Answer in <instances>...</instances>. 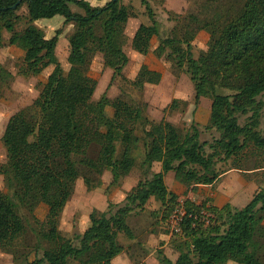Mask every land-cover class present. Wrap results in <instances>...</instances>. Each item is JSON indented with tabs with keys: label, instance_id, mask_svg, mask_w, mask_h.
Instances as JSON below:
<instances>
[{
	"label": "trees",
	"instance_id": "trees-1",
	"mask_svg": "<svg viewBox=\"0 0 264 264\" xmlns=\"http://www.w3.org/2000/svg\"><path fill=\"white\" fill-rule=\"evenodd\" d=\"M17 1L0 0V44L4 30L9 33L8 44L23 51V75L52 66L36 98L10 115L0 136L5 150L0 174L11 188L10 194L0 191V249L12 252L16 247L22 233L17 227L19 209L29 199L47 206L44 220L31 215L32 225L27 221L36 245L34 257L23 264H114L123 249L118 233L134 238L127 223L133 210H143L153 199L160 203L158 210L167 225L179 205L178 195L165 184L167 172L182 173L183 185L195 191L198 185L218 178L219 160L235 156L248 145L264 150V137L257 129L263 104L258 97L264 94V0H236L234 11H219L208 18L189 13L164 37L149 1L140 0L149 23L138 26L130 46L145 55L151 39L158 37L166 48L164 58L189 74L195 102L210 98L206 128L218 132L210 141L200 139L196 122L182 133L164 118L149 120L142 107L120 96L102 94L93 106L89 104L96 86V80H86L92 58L100 54L113 76L122 74L128 63L123 49L125 25L128 18L138 15L132 5L123 0H107L100 6L87 0H20L14 7ZM22 7L25 12L20 14ZM55 15L74 25L68 37L67 70L55 53L60 29L46 37L42 29L31 26ZM21 20L25 25L18 30ZM199 30L208 32L211 42L195 57L192 42ZM12 76L0 63V90ZM219 88L232 92L221 93ZM176 103L174 99L170 108ZM248 113L240 123V116ZM92 147L95 156L88 155ZM137 159L150 172L126 193L122 203L110 202L107 211L93 209L87 227L75 240L64 237L59 218L76 179L82 176L93 186L85 173L100 175L108 168L112 182H118ZM155 163L158 171L151 170ZM184 208L181 231L171 234L180 237L177 257L172 260L159 249L160 264H264V185L242 207L228 202L217 207L206 197L198 203L185 199ZM201 211L210 213L208 223Z\"/></svg>",
	"mask_w": 264,
	"mask_h": 264
},
{
	"label": "rangeland",
	"instance_id": "rangeland-1",
	"mask_svg": "<svg viewBox=\"0 0 264 264\" xmlns=\"http://www.w3.org/2000/svg\"><path fill=\"white\" fill-rule=\"evenodd\" d=\"M90 4L101 5L107 0H87ZM155 16L160 21V36L170 33L173 25L189 13L210 17L216 12L234 11L236 0H148ZM132 5L138 12L137 17L128 18L125 25L123 49L129 60L122 70V74L113 76V70L103 66L102 57L96 54L90 63L86 80H96V86L90 105L102 95L113 98L120 96L132 104L143 108L146 117L157 122L164 118L176 126L180 132L185 133L191 122H196L200 131L201 140H211L218 136L214 128H206L209 117L210 98L201 97L198 102L194 100V88L190 76L185 70L177 69L164 58V48L158 37L150 42L149 52L145 55L134 51L130 46V39L141 23H149V18L140 0H123ZM232 7V8H231ZM22 7L18 12H25ZM75 11L81 12L75 6ZM61 15L52 18H42L34 21L31 26L42 29L46 37L54 35L60 29L55 53L62 67L67 70V55L69 50L68 37L74 29L71 23L65 24ZM25 25L21 20L16 26L18 30ZM3 41L0 44V63L11 73L12 79L3 85L0 90V136L6 121L17 110L28 106L38 95L42 84L46 81L52 66L44 69H35L29 75L21 73L23 51L16 45L8 44L9 33L2 31ZM211 42V36L205 30H199L192 42V52L197 57L202 50H206ZM136 81V82H133ZM221 93L229 94L232 91L219 88ZM263 101L260 124L257 129L264 137V94L258 97ZM176 99V107L170 108L171 102ZM111 113V108H106ZM242 115L239 122L243 123ZM96 148L88 150L89 156H95ZM5 161V150L0 140V162ZM160 166L154 164L152 171L159 170ZM216 168L220 175L212 185L198 187L193 194L183 185V174L179 172L166 173L167 189L178 195V201H185L208 197L212 203L222 204L231 201V204L242 207L246 204L254 191L264 185V150L248 145L235 156L226 160H219ZM150 171L139 166L137 159L135 167L118 182H112L111 170L106 168L100 175L85 173L91 180L86 184L79 176L74 190L61 212L58 228L60 233L70 239L84 231L88 224V215L93 209L107 211L108 204L122 203L126 193ZM0 191L11 193L9 180L0 174ZM190 192V193H189ZM191 197V198H190ZM197 200V199H195ZM160 203L149 200L143 210L135 209L127 217V223L133 231L134 238L129 239L123 233H118L117 241L122 245V251L114 258V264H160L157 259V250L161 249L166 256L174 260L177 257L176 241L180 237H171L167 225L162 221ZM157 211L158 213H153ZM47 206L41 202L29 199L19 209L20 220L17 227L22 231L17 245L12 252L0 249V264H23L34 257L36 238L29 223H33L31 215L39 221L44 220ZM264 252V250H263ZM235 263V262H233Z\"/></svg>",
	"mask_w": 264,
	"mask_h": 264
},
{
	"label": "built area",
	"instance_id": "built-area-1",
	"mask_svg": "<svg viewBox=\"0 0 264 264\" xmlns=\"http://www.w3.org/2000/svg\"><path fill=\"white\" fill-rule=\"evenodd\" d=\"M185 214L184 201H181L168 217L167 228L170 234L179 233L181 231V221ZM201 214L203 215L202 218L205 223H208L210 213L201 211Z\"/></svg>",
	"mask_w": 264,
	"mask_h": 264
},
{
	"label": "crops",
	"instance_id": "crops-1",
	"mask_svg": "<svg viewBox=\"0 0 264 264\" xmlns=\"http://www.w3.org/2000/svg\"><path fill=\"white\" fill-rule=\"evenodd\" d=\"M104 4V3H103ZM91 5H93V6H100V5H98V4H91ZM102 5V4H101ZM63 19V18H62ZM64 20V19H63ZM158 171V170H157ZM170 172H173V171H170ZM169 172H167V174H168ZM165 177H166V174H165V176H164V180H165ZM165 184H166V182H165ZM213 183H211V184H208V185H212ZM200 186H204L203 184H200V185H198L197 186V189L195 190V191H190L192 194L194 193V192H197L198 191V187H200ZM189 192V193H190ZM253 195V194H252ZM252 197V196H251ZM191 198V197H190ZM195 199H197V200H195ZM195 199H190V200H194L195 202H199L200 200L198 199V198H195ZM251 199V198H250ZM225 203H227V202H225ZM225 203H222V204H216V203H213L215 206H217V207H221L223 204H225ZM228 203H230L231 204V201H229ZM232 206H234L233 204H231ZM245 205V204H244ZM235 207H237V206H235ZM171 259V258H170ZM176 259V258H175ZM174 259V260H175ZM227 264H238V263H233V261H228L227 262Z\"/></svg>",
	"mask_w": 264,
	"mask_h": 264
},
{
	"label": "water",
	"instance_id": "water-1",
	"mask_svg": "<svg viewBox=\"0 0 264 264\" xmlns=\"http://www.w3.org/2000/svg\"><path fill=\"white\" fill-rule=\"evenodd\" d=\"M20 3V0H18L17 2H16V4L14 5V7L17 5V4H19Z\"/></svg>",
	"mask_w": 264,
	"mask_h": 264
}]
</instances>
